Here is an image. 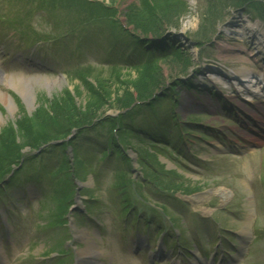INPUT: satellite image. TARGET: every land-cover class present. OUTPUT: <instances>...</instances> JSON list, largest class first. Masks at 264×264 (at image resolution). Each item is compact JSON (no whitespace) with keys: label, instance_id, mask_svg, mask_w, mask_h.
<instances>
[{"label":"rangeland","instance_id":"1","mask_svg":"<svg viewBox=\"0 0 264 264\" xmlns=\"http://www.w3.org/2000/svg\"><path fill=\"white\" fill-rule=\"evenodd\" d=\"M103 1L114 3L118 9L119 19L123 21L125 20V16L122 14L127 12L129 5L131 4L130 9L132 10L135 5L138 4V0ZM144 1L149 2V0ZM152 1L154 2L153 4H155V8H148L144 14L145 17H148V19H162L161 21L167 24V33L173 35V32H175V34H178L177 36L182 39L181 43L178 41L175 43V46L174 44H172V46H174V48L180 45L185 46L186 51H191L196 61L201 64L200 67L202 68L199 69L207 73H201L197 77L194 76V73L185 76L188 71H184L186 66L183 64L186 62L174 61L168 64H164L166 62H163L164 73L169 79L168 81L173 82L174 78H177V76L184 77L183 81L193 77L195 85L199 86V88H193L191 91L183 88L181 92L178 93V104L176 108L172 110H170V107L163 108V106L161 107L159 105L154 107L159 117L169 114L170 122H173L175 119V116H172V112L174 111V114L178 116L183 128H188L190 130L188 133H182L186 139L184 145L186 144L187 150L185 153L184 150L182 152L185 154V157L178 159L174 156L176 159L174 162L170 161L166 156H162V163H164L165 167L168 169H177L181 175L192 178L194 182L200 179L202 182L201 186L197 185L193 190L196 193L192 195L181 193L184 194L182 198L189 204L192 203L193 206L197 210L202 211V213L206 212L207 215H214L217 223H221V226L224 227L222 231L225 232L226 244H228L226 250L228 261L234 259L233 264H264V136L260 137L263 143H259L254 147L257 149V153L254 154V156L250 155L254 148L249 146V141L251 140V142H254L253 140L255 139L253 138L254 135L251 134V130L255 129L261 132L260 127L262 120L257 123L254 115L247 116L242 111V113L238 112V107L243 103L245 97H248L246 95L248 93L241 91L240 96L242 97H234L237 92L231 86V82H229V84L223 83L224 86L230 87L226 89L220 81L218 82V80L221 79L220 76L216 78L209 73L212 71L210 67L213 65L226 72H228L229 69L238 72L245 70L244 68L246 67L256 69L264 68V23L262 20L256 19L255 15L249 13L246 8L230 6L234 5L236 0H216V5L214 6H211L212 0H187L189 4L187 6L184 4V6L180 7H175L177 5L172 2V0ZM141 3V5L144 4L143 0H141ZM5 11L4 9V12ZM221 13H223L224 18L217 19L222 15ZM177 25L178 27H176ZM217 26L219 34L215 40L207 43V50H205L206 53H204L202 59L201 54L203 50L200 52L199 48L195 47V45L193 46L192 41H189L188 37H195L199 28L202 30L206 29L208 37L217 30ZM0 35L3 39L0 43V49H3L0 50V132L2 134L7 131L5 128L8 127V122L20 118L25 112L31 114L43 102L48 110L56 107L58 109L62 105V99L68 98L70 95L76 105L79 106L81 104L83 110H89L88 103L92 100L91 97H88L89 92L81 86L76 78L73 77V80H70L68 76H66L65 79L62 78L63 74L61 71L63 69V60L56 57V55L60 56L67 54L62 47L48 46L50 44L47 45L48 52L54 54L52 56L57 59L54 67L59 68V72L54 75L46 72L47 65H51L50 68H53V64H46V62H51V60L47 58L42 60L45 61L43 62L44 66L42 68L35 66L31 67L29 71L24 72L20 69V66L18 67L14 64L11 57L15 52L13 50L23 49L27 52L30 50L24 47L15 48L12 46V41L8 39H13L15 41L17 39L15 35H10L2 30H0ZM119 37H121V35H119ZM124 37L126 38L125 35ZM74 47L75 45H73L72 49ZM11 52L12 55H10ZM106 54L107 52L104 51V49L97 48L88 52L85 56L89 59L88 63L99 66L106 65L102 60ZM9 59L11 61H9ZM202 60L203 62H207V64L202 66ZM94 68L95 69L92 70L93 76L109 80L108 84H110L112 92V98L110 99L103 96L111 106L105 108V113H113L116 111L117 106H113V104H115L118 99H125L128 93H132L135 98L139 96L137 89L141 88L143 84H140L141 82H138L139 80H137L138 83L135 82L136 84L129 83L130 80L138 78L136 69L127 70L125 68L123 72L126 74H123L119 81L111 76V69L102 66ZM170 72H172L171 76ZM52 80L56 81V84L49 86L48 84L53 82ZM91 80H94V78ZM75 84H78V86H75ZM207 85H209L210 88H207ZM235 86L241 88V90L244 88L243 85L239 84ZM65 88L69 89V95L63 94ZM28 92L32 94L31 101H28L25 97ZM77 92L81 93L78 94L79 97L76 96ZM53 97L59 98L56 103L52 104L51 100ZM163 103L165 104L166 102ZM253 103H258V99L254 98ZM245 104L246 107L252 108V105L248 104L246 101ZM51 111L52 110H50V112ZM150 111L152 110L148 107L142 114L145 120L153 119ZM237 113H239L240 116H238ZM84 128L85 127L82 129ZM82 129L75 131L74 137L76 135L78 136ZM260 134L264 135V132ZM77 136L75 138H77ZM82 138L81 136L79 140H77V143H84ZM49 148H46L40 153H35L33 150L34 148L28 147L25 148L24 152L26 156L35 155V161L32 162L31 165H34L36 169L49 168L59 157L57 149L47 153ZM228 149H234L236 154H234V152L231 153ZM197 157L203 158V160H198ZM135 167V170L138 169L136 160ZM136 171V175H141L138 170ZM168 179H170V176ZM88 185H95L91 175H88L87 180L82 182V193H85L83 189L91 188L87 187ZM105 188L106 187L100 189L93 188L91 190V193H94L93 191L96 190L95 196H98L97 199L103 203L107 202L104 205L96 203L98 207L93 210L95 213H92V215L94 214L96 217H102L103 219L107 217L106 221H109L108 226L111 227V235L105 234L107 238L100 239L97 233H94L91 228L82 224L81 227L83 230L81 229L82 232L79 234V240H89V245L94 242L97 243V249L99 247L100 250L98 251H101L99 255H104V257H102L103 264H166V258H162L163 256H160L157 262L153 260V263H150L147 256H139L135 258V260L128 261V256L125 253L119 254L117 252L116 243L120 245L121 250H124L123 248L127 245V242L124 238L119 239L117 236V233L121 234L119 229L122 225V217L119 212L113 213L115 207H113L112 202L108 201L110 195L107 193V188ZM14 189L13 187L9 190L10 195ZM35 189L34 185H29L26 196H28V200L31 201L33 210H37L41 213L43 212V208H41L37 201L39 197H37L36 200L35 198L30 199V197L37 195L34 194ZM221 190L227 193V197L223 196ZM16 191L20 192V189ZM175 192L178 193L176 197L180 198L178 189H176ZM19 196L20 198L12 201L17 205L18 211H21L25 216V220L21 219L19 221L17 235L14 234V236H10L9 239V244L12 241L11 254L13 255V259H16L15 264H20V259L28 252V248L32 245L31 242L37 240L39 232L38 224L36 223V225H33V222L29 219L30 217L33 220L35 219L32 208L28 205L25 206L26 200L21 195ZM111 198L114 200V196ZM171 204L172 211H167L173 216L180 214V217H185L188 213L185 209H191L188 205H179L174 200ZM181 205L183 209H181ZM1 208L2 207H0V210ZM188 220L191 226L197 225L194 215L191 214V216H188ZM37 221L36 219V222ZM203 222L206 223V221ZM198 224H200V222H198ZM9 225L12 226L11 224ZM244 226H249L251 236L248 239L247 246L245 245L244 247L247 250L239 254L238 251L242 247L240 231ZM74 227L72 226V228ZM157 228L158 227H153L152 229L155 230ZM172 232H174V229ZM217 234L218 231L213 228V226L209 224L201 225L200 240L206 249H211L212 247L211 250L217 249L215 243V239L219 237ZM152 235L154 237L152 247L154 248L157 245L158 239L156 237L158 235L154 233H152ZM191 235L192 237L186 236L188 239H192L191 241L189 240V247L192 245L194 246L196 240V236H193L192 232ZM15 238L16 241L14 240ZM45 245L42 243L36 246L33 253L35 255L42 254L43 246ZM169 246L172 245L169 244ZM83 247H86V245ZM20 250L23 252H20ZM180 260L182 262H188V257H185V260L180 258ZM201 262L203 264H212L208 260H201Z\"/></svg>","mask_w":264,"mask_h":264},{"label":"trees","instance_id":"2","mask_svg":"<svg viewBox=\"0 0 264 264\" xmlns=\"http://www.w3.org/2000/svg\"><path fill=\"white\" fill-rule=\"evenodd\" d=\"M245 1V0H240V2ZM173 2V1H172ZM175 3V2H174ZM148 4V2H146ZM177 6L175 7H180V4L175 3ZM147 6V5H146ZM152 6V5H151ZM155 6V4H154ZM151 7L154 9L155 7ZM143 11V13H142ZM153 11V10H152ZM146 12L144 10H141L137 5H135L134 9L129 10L127 13L128 20L131 24L134 25L136 30L141 31L145 35H161L167 30V24L162 22V19H148V17H145ZM175 18V17H174ZM178 19V18H175ZM178 27V25L176 26ZM201 35H206V29L199 31ZM186 60L185 57L182 58H171L169 60H166V64L170 62H174L176 60ZM140 78L132 79L129 81V83H138L141 82L140 84H143L141 88H136L137 92L139 93L138 97L139 98H144L148 96L153 89H156L159 84L164 81L167 76H165L163 67L161 63H156L151 67L144 68L139 71ZM172 75V72H170V76ZM153 79V80H152ZM137 80H139L137 82ZM135 83V84H136ZM98 88L94 90L93 96H91V101H89V110H83V106H77L71 97L68 98H63L62 100V105L60 108L57 109L53 108L50 109L52 110L51 112H47L46 109L43 107H40V109L36 113V118L39 120L41 123L45 124H52V119L53 117L56 119L57 125L60 126L62 122L66 123L67 126H75L79 125L81 123L90 121L91 118L96 117L104 113L105 108L111 107L107 103V99L112 98V92L110 89V85L107 83H104V81L98 82ZM125 90V89H124ZM127 90V89H126ZM105 92V93H104ZM128 92V91H127ZM125 93V91H124ZM77 95L79 92L76 93ZM106 96L107 99H104ZM135 97L133 96L132 93H128V96L125 97V99H118L114 106L118 107H123L127 105L130 101H132ZM58 98H55L53 103H56ZM61 103V101H60ZM34 118V119H36ZM34 119L29 118V117H24L21 119L20 123L22 124L21 128V133H24L25 131L27 132V135L33 136L36 140L40 137L43 140L48 139L51 137V135L47 134L44 136L38 129V124L34 125ZM37 122V121H36ZM15 140V134L14 130L12 128H7L6 133L2 134L0 133V152L3 149H7V147L12 144Z\"/></svg>","mask_w":264,"mask_h":264},{"label":"bare ground","instance_id":"3","mask_svg":"<svg viewBox=\"0 0 264 264\" xmlns=\"http://www.w3.org/2000/svg\"><path fill=\"white\" fill-rule=\"evenodd\" d=\"M243 77H245L246 79L248 78L247 76H243ZM53 81V80H52ZM63 83V82H62ZM56 84V81H53V82H50L48 85L49 86H53V85H55ZM46 86V85H45ZM48 87V86H47ZM246 87V86H245ZM52 88V87H51ZM50 89V88H49ZM263 92H264V88H263ZM25 97H26V99L28 100V101H31L32 100V94L30 93V92H28V94L27 95H25ZM24 97V98H25ZM261 110H263V108H260ZM9 111V110H8ZM221 193L223 194V196H225V197H227V193L226 192H223L222 190H221ZM244 229L245 230H241L242 232V235H245L246 236V234H247V229H249V227L247 226V227H245L244 226ZM98 251V249H96V248H94V247H92V249L91 250H89V251H85L84 249L82 250V252H81V255H93V254H95L96 252ZM93 264H99L98 262H96V263H93Z\"/></svg>","mask_w":264,"mask_h":264}]
</instances>
